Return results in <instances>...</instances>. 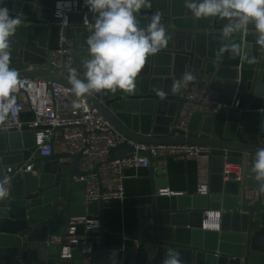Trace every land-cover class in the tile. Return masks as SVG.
<instances>
[{"label":"water","instance_id":"1","mask_svg":"<svg viewBox=\"0 0 264 264\" xmlns=\"http://www.w3.org/2000/svg\"><path fill=\"white\" fill-rule=\"evenodd\" d=\"M59 1L63 0H0V7L20 16L10 38V66L18 72L19 80L44 78L71 89L68 68L83 79V62L89 58L86 40L90 32L83 14L89 22L93 14L84 0H78L80 11L67 14L63 33L72 41V60L50 71L45 67L51 37L60 21L54 17ZM150 4L148 11L136 14L139 23L146 26L153 15H159L170 37L167 47L147 59L133 94L103 91L82 99L128 140L211 148L210 159L217 166L211 169L208 194L190 196L186 205L167 201L166 195L157 191L163 177H156L152 167L150 202L139 209L138 246L105 244L103 202H99L87 208L100 216L98 248L81 259L77 247L65 261L60 259L61 243L47 241L63 233L70 217L84 214L85 186L73 180L82 173L78 166L81 154L53 152L35 158L31 171L15 177L9 195L0 199V264H162L169 250L179 253L181 264H264V192L251 170L257 150L264 148V51L255 44V30L250 25L228 40L222 37L226 20L198 19L185 0H150ZM230 43L239 45L238 54L223 50ZM252 57L254 63L247 59ZM186 72L194 76L189 86L214 91L223 106L215 113L195 111L185 133L175 125L187 101L171 89ZM155 89L163 90L165 97L157 95ZM33 132L27 126L21 131L0 132V175L8 165L22 164L35 149ZM110 151L109 160H113L132 149L124 142ZM227 152L236 156L230 158ZM175 157L185 155L156 159ZM225 161L240 165L241 180H223ZM180 196L172 195L176 199ZM207 208L221 211L219 230L203 231ZM196 214L199 220L194 223L191 216Z\"/></svg>","mask_w":264,"mask_h":264},{"label":"built area","instance_id":"2","mask_svg":"<svg viewBox=\"0 0 264 264\" xmlns=\"http://www.w3.org/2000/svg\"><path fill=\"white\" fill-rule=\"evenodd\" d=\"M79 1H60L54 10L57 22V44L50 47L47 54L46 69L67 66L71 63L72 41L63 33L67 26V14L78 12ZM84 20L86 15L83 14ZM179 94L186 99L180 111L176 129L187 132V126L195 112L194 103H200L204 108H211L215 113L223 104L217 102L216 93L212 90L198 88L196 85H182ZM16 104L8 118L0 123V132L12 130L21 131L24 126L29 127L34 135V147L23 160L22 164L15 163L5 167L0 175V186L10 193L13 179L25 171H31V164L35 158L48 157L54 150V142L61 141L65 152L80 153L78 162L82 172L75 175L73 180L83 182L84 214L70 217L63 233L53 236L47 244H60V259L69 261L73 251L80 247L81 259L92 253L100 244L101 220L98 211L88 212V206L106 202L110 199L124 198L123 170L125 168H148L151 160L159 156L170 154H184L198 160H208L212 149L198 145L159 144L150 145L126 139L117 131L111 122L85 99L78 98L71 89L44 78L21 79L15 92ZM79 100L82 107L74 109L72 104ZM235 103L234 107L238 106ZM28 111L30 119L23 120L22 113ZM126 143L132 151L124 156L109 160L110 149L121 143ZM34 173V172H33ZM240 165L225 161L222 169L224 181L242 178ZM198 195H207L208 187L201 184L197 188ZM160 195H180L168 188L158 190ZM6 195V196H7ZM221 211H208L203 218V229L219 230ZM81 230V232H80ZM138 245V244H137ZM65 250L68 257L65 256ZM86 261H83L82 264Z\"/></svg>","mask_w":264,"mask_h":264},{"label":"clouds","instance_id":"3","mask_svg":"<svg viewBox=\"0 0 264 264\" xmlns=\"http://www.w3.org/2000/svg\"><path fill=\"white\" fill-rule=\"evenodd\" d=\"M88 11L93 14L85 24L90 35L86 40L88 59L83 62L84 78L68 68L71 91L78 98L107 91L118 90L133 94L136 80L147 59L166 48L170 37L159 15H153L146 26H141L137 13L151 7L150 0H84ZM185 6L196 18H218L226 20L222 32L230 40L234 33L247 31L251 25L256 33L255 44L264 51V0H185ZM20 16H13L7 7H0V123H3L16 104L12 95L18 87V72L10 66V38L20 24ZM224 51L238 54L239 45L225 44ZM250 63L255 58H247ZM190 72L174 81L171 91L179 92L182 85L192 81ZM157 95L165 97L163 90L155 89ZM74 109L82 107L79 100L72 104ZM261 192H264V148L257 150L251 166ZM7 190L0 186V199ZM65 256L68 252L65 250ZM162 264H181L178 252L169 250Z\"/></svg>","mask_w":264,"mask_h":264},{"label":"crops","instance_id":"4","mask_svg":"<svg viewBox=\"0 0 264 264\" xmlns=\"http://www.w3.org/2000/svg\"><path fill=\"white\" fill-rule=\"evenodd\" d=\"M69 1V0H63ZM60 2V1H59ZM149 7L142 8L141 12H146ZM58 29H54L50 47L57 44ZM195 111L211 112V108H204L200 103L193 104ZM22 119L28 120L31 114L28 111L22 113ZM141 123V122H140ZM54 152H65L64 145L61 141L54 142ZM228 157L236 156L231 152H227ZM160 157V156H159ZM237 164V163H234ZM217 164H213L211 159L198 160L193 157H175L169 159H154L148 168H125L123 173L124 179V198L110 199L103 202L102 205V228L104 233V242L107 246H123L136 248L140 238V217L139 209L147 206L151 198V182L150 171L153 167L156 177L163 182L160 183L159 189L168 188L172 192H181L182 196L176 199L166 196L167 201H177L182 205L189 203L187 199L190 196L198 195L197 188L201 184H206L211 188V169ZM242 171V170H241ZM176 199V200H175ZM217 211L216 209L207 208L206 212ZM198 214L191 216L192 222H198ZM182 222L184 220H181ZM203 231H214L212 229H203ZM81 232V230H80ZM213 239L212 233L208 234ZM87 263V261L85 262Z\"/></svg>","mask_w":264,"mask_h":264}]
</instances>
